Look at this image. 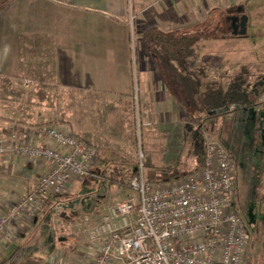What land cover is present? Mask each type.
<instances>
[{
	"label": "rangeland",
	"instance_id": "obj_1",
	"mask_svg": "<svg viewBox=\"0 0 264 264\" xmlns=\"http://www.w3.org/2000/svg\"><path fill=\"white\" fill-rule=\"evenodd\" d=\"M246 1L248 2L245 3ZM130 2L138 4L136 7L138 10L132 11L128 16V22L134 17L132 51L135 53V58L133 55L132 70L136 80L138 76L140 77L142 69L166 78L160 66L159 56L155 51L148 52L146 37L150 33L163 35L199 33L205 37V40L200 43L196 51L192 68L204 62L212 78L226 71L234 75L246 70L243 74L252 84L255 98L264 89V0H139L138 2L131 0ZM239 7L244 8L242 13L249 18L246 36H233L230 34L231 31L229 32L227 19L233 15L232 11ZM144 9L146 11L142 14ZM1 88L3 95L5 92L3 87ZM56 89L50 87L35 92L26 91L22 84L15 86L12 90L16 94L13 100L14 111H12L19 118L30 117L33 118L31 121L47 123L52 122L56 117L53 122L68 125L65 121L70 116L74 123L79 117L78 125L88 126L90 120L95 121L92 119L91 106L86 109L89 110L88 114L79 109L91 103V98H73L72 103H68L65 102L68 98L63 92ZM99 103L97 109L101 115L98 114L100 118L95 122V126L100 136L96 137L101 142V146L97 147L99 158L94 168L95 174L78 183L79 187L68 196L52 200L36 219L30 242L20 245L21 255L47 262L57 251V246L65 247L64 242H67L70 249L65 248L69 252L68 261L71 260L72 250L87 245L83 240L71 236L76 230L75 221L84 215H91L99 205H102V208L96 216L102 215L108 207L132 195L131 192H122L116 185L112 186L102 175H110L114 168L123 170L126 175L137 171L138 142L140 139L145 151L144 133L151 127L152 118L144 119L140 103L134 102V121H130L131 114H129L127 120L105 122L103 116L109 113V98L100 99ZM180 111L181 123L189 124L186 141L181 145L182 165L174 172H168L166 168L164 169V162H156L159 170L150 171L146 167L147 178L165 180L167 177L164 174H166L174 180V173L183 175L194 172L202 165L200 154L204 140L210 137L218 140L231 153L237 167L236 206L249 228L253 247L245 264H264V94L246 106L225 107L219 113V117H201L196 114L195 118L198 119H194L188 117V112L183 107ZM138 120H141V124L145 121L149 125L139 128ZM116 125L117 128H114ZM93 126L91 125L92 129H95ZM199 133L203 136L202 142L198 139ZM148 173L152 174L148 175ZM100 200L104 203H98ZM62 215L73 216V222L63 219Z\"/></svg>",
	"mask_w": 264,
	"mask_h": 264
},
{
	"label": "built area",
	"instance_id": "obj_2",
	"mask_svg": "<svg viewBox=\"0 0 264 264\" xmlns=\"http://www.w3.org/2000/svg\"><path fill=\"white\" fill-rule=\"evenodd\" d=\"M33 86V81H23V89ZM140 121L139 128L149 125ZM0 157L12 167L26 162L35 176L28 192L10 198L0 210L1 256L48 200L70 194L93 173L99 154L89 136L54 122L9 134L0 131ZM138 158L136 175L128 184L132 195L102 215L75 221L72 236L87 244L72 251L78 264L246 263L251 234L236 206L235 164L218 140L206 138L202 167L174 180L147 178L140 139ZM16 183L13 179L8 185ZM48 263L69 264L58 252Z\"/></svg>",
	"mask_w": 264,
	"mask_h": 264
},
{
	"label": "crops",
	"instance_id": "obj_3",
	"mask_svg": "<svg viewBox=\"0 0 264 264\" xmlns=\"http://www.w3.org/2000/svg\"><path fill=\"white\" fill-rule=\"evenodd\" d=\"M130 1L12 0L3 6L0 3L1 132L9 134L14 130L55 121L56 117L50 123L31 121L33 118L22 119L13 112L16 94L12 90L21 86L24 80L34 82L28 90L35 92L50 87L60 89L68 98L65 101L68 103H72L73 98H91V103L79 108L88 114L86 109L91 106L95 121L90 120L89 127L78 125L79 117L75 123L71 116L65 122L74 132L90 136L97 147L101 146L95 126L100 118L97 109L99 100L109 98L110 101L109 113L103 116L105 122L127 120L129 114L130 121H134V102H138L143 118L151 117L153 121L144 133L148 170H159L156 162H164V169L168 172L176 170L177 167L169 169V166L181 160L183 131L186 126L189 127V124L181 123L182 106L176 99L181 88L175 79L167 82V79L146 69L141 70L137 80L134 78V41L128 16L138 10V4ZM142 11L143 14L146 10ZM1 87L5 92L3 95ZM32 170L26 162L12 167L0 157V210L6 207L10 198L28 192L35 179ZM92 174H95L94 169ZM91 175L89 177H93ZM164 176L171 178L166 174ZM173 176L179 175L174 173ZM13 179H17L16 185L9 186ZM78 187L79 184H75L73 191ZM68 195L53 197L46 202L41 212L19 231L17 239L5 246L0 264H49L48 261H36L33 257L21 255L20 245L30 242L36 219L52 200ZM101 208L102 205H99L91 215L99 213ZM62 216L68 222L74 220L73 216ZM65 239L61 240L64 242ZM64 244L66 248L70 247L67 242ZM62 247L57 246L55 253H61L69 264H78L73 258L68 261L69 252Z\"/></svg>",
	"mask_w": 264,
	"mask_h": 264
},
{
	"label": "trees",
	"instance_id": "obj_4",
	"mask_svg": "<svg viewBox=\"0 0 264 264\" xmlns=\"http://www.w3.org/2000/svg\"><path fill=\"white\" fill-rule=\"evenodd\" d=\"M11 1L12 0H0V3L3 6ZM247 2L248 1L245 3ZM230 31L231 30H229V32ZM230 34H232V31ZM204 40L205 37L199 33H182L178 35L150 33L146 37L148 52L151 53L155 51V53L159 56L161 63L160 66L163 70L162 72H165L166 78H164L167 79L166 81L171 82L173 78L179 83L181 91L176 95V99L188 112V117L198 119L195 118L197 116L196 114L201 115V117H219V113L223 111L225 107L232 105L246 106L252 101H256L261 98V96L264 94V89L260 92L259 96L255 98L256 94H254L252 89L253 86L249 80H246L244 76L245 74H243L246 70L234 75H230V72L226 71L219 74L217 77L212 78L209 75L204 62L199 63L195 66V68H192V62L195 58L196 51L199 48L200 43ZM187 128L188 126H186L185 130L183 131L184 136H182V142L186 141L185 137H187L188 134ZM198 139L202 142V134L199 133ZM229 154L231 155L230 152ZM200 158L203 165L204 146L200 154ZM181 165L182 161L180 160L179 162H174V165L169 166V169H173L174 167ZM199 169L195 170L194 172L198 171ZM236 169L237 167L235 164V171ZM134 175H136V171L126 175L123 173V170L114 168L110 172V175L103 174L102 177L112 186L116 185L119 189H121L122 192L128 193L131 192L128 188V181ZM236 186L235 178V191L237 189Z\"/></svg>",
	"mask_w": 264,
	"mask_h": 264
},
{
	"label": "water",
	"instance_id": "obj_5",
	"mask_svg": "<svg viewBox=\"0 0 264 264\" xmlns=\"http://www.w3.org/2000/svg\"><path fill=\"white\" fill-rule=\"evenodd\" d=\"M248 22L249 18L246 15H243L240 19L234 18L232 22V35L246 36ZM237 23H239V25H237Z\"/></svg>",
	"mask_w": 264,
	"mask_h": 264
},
{
	"label": "flooded vegetation",
	"instance_id": "obj_6",
	"mask_svg": "<svg viewBox=\"0 0 264 264\" xmlns=\"http://www.w3.org/2000/svg\"><path fill=\"white\" fill-rule=\"evenodd\" d=\"M240 10V11H239ZM243 7L236 8L235 10L232 11V16L228 17L227 22L229 24V29L232 31V22L234 18H241L243 16ZM239 25V23H237Z\"/></svg>",
	"mask_w": 264,
	"mask_h": 264
}]
</instances>
